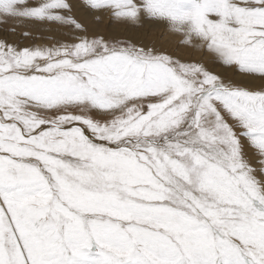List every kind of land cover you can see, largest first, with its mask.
<instances>
[{
	"label": "snow or ice",
	"instance_id": "1",
	"mask_svg": "<svg viewBox=\"0 0 264 264\" xmlns=\"http://www.w3.org/2000/svg\"><path fill=\"white\" fill-rule=\"evenodd\" d=\"M0 27V264H264V0H0Z\"/></svg>",
	"mask_w": 264,
	"mask_h": 264
},
{
	"label": "rangeland",
	"instance_id": "2",
	"mask_svg": "<svg viewBox=\"0 0 264 264\" xmlns=\"http://www.w3.org/2000/svg\"><path fill=\"white\" fill-rule=\"evenodd\" d=\"M78 17L81 19H87L91 22V17H85L82 13L78 12ZM124 31H123V30ZM24 31H31V38H24L22 33ZM106 39L112 42L115 41H132L134 43L140 42V44L155 45L159 48H163L167 52L178 56L182 59H196L202 60L209 68L213 71L221 73L225 77L232 76V72L229 69H225L218 63L214 62V58L211 54L202 51H195L192 49L185 50V48H178L177 43L179 37L172 34L165 24H151L145 22L143 26H133V25H120L112 24L109 26V21L107 18L104 24L98 29ZM113 31V33H112ZM131 31V32H127ZM4 29L0 27V36L3 35ZM116 34L117 36H109L108 33ZM152 35V36H151ZM150 36V37H149ZM69 37V32L67 29L59 28L56 25H26L17 26V31L15 34L10 35L9 39L15 42H19L26 46H50L57 40L64 42L66 38ZM150 41V43H149ZM154 43V44H153ZM239 79L238 77H234Z\"/></svg>",
	"mask_w": 264,
	"mask_h": 264
},
{
	"label": "bare ground",
	"instance_id": "3",
	"mask_svg": "<svg viewBox=\"0 0 264 264\" xmlns=\"http://www.w3.org/2000/svg\"><path fill=\"white\" fill-rule=\"evenodd\" d=\"M77 16H78V13H77ZM122 30H123V29H122ZM124 30H125V29H124ZM124 30H123V31H124ZM127 32H131V31H127ZM112 33H113V31H112ZM112 33L109 32L108 35H109V36H117L116 34H112ZM151 36H152V35H151ZM149 37H150V36H149ZM149 43H150V41H149ZM137 44H140V42H138ZM141 44H142V43H141ZM150 44H151V43H150ZM153 44H154V43H153ZM151 45H152V44H151ZM155 45H156V44H155ZM185 50H188V49H185Z\"/></svg>",
	"mask_w": 264,
	"mask_h": 264
}]
</instances>
